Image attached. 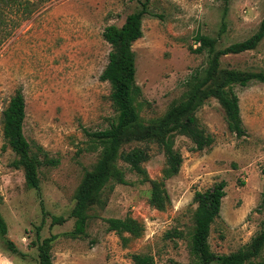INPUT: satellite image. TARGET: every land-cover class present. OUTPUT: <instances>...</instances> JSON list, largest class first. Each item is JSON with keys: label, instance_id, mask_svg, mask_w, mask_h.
I'll use <instances>...</instances> for the list:
<instances>
[{"label": "rangeland", "instance_id": "obj_1", "mask_svg": "<svg viewBox=\"0 0 264 264\" xmlns=\"http://www.w3.org/2000/svg\"><path fill=\"white\" fill-rule=\"evenodd\" d=\"M143 1L0 0V212L8 228L6 237L0 233V264H39L33 241L40 225L41 240L57 235L51 247L56 264H135L134 253L153 255L154 264H202L191 252L194 196L223 179L226 195L212 224V251H236L264 227V83L253 81L235 86L246 136L231 131L223 106L208 98L196 115L213 134L212 146L194 150L190 137L177 135L175 147L184 160L178 174L165 178L166 157L157 144L127 145L150 146L143 163L147 177L119 158L129 184L108 185L106 204L89 210L86 233L73 235L77 189L102 150L90 132L108 128L117 116L111 83L100 77L111 51L102 33L107 25H122ZM224 7V0L149 2L144 34L133 44L141 88L137 105L145 123L184 97L188 80L210 64L195 35L216 37L217 48H224L253 35L264 21V0H229L226 12ZM221 67L264 70V36L254 49L222 56ZM19 87L26 99L25 135L49 152L39 169V189L29 187L24 170L12 165L16 153L3 148V112ZM151 180L164 183L163 209L151 202ZM54 216L64 221L55 223ZM127 216L142 231L124 232V240L106 219Z\"/></svg>", "mask_w": 264, "mask_h": 264}, {"label": "trees", "instance_id": "obj_2", "mask_svg": "<svg viewBox=\"0 0 264 264\" xmlns=\"http://www.w3.org/2000/svg\"><path fill=\"white\" fill-rule=\"evenodd\" d=\"M142 2V8L127 15L122 25H107L102 33L111 45L109 61L100 75L102 80L111 83L110 99L117 111L116 118L111 125L102 130L90 132V135L102 143V150L93 168L85 171L76 192V204L72 215L75 218L73 235L86 233L89 210L95 204L105 205V188L116 183L129 184L126 170L119 166L118 159H123L128 169L147 177V170L143 163L150 158L149 143L157 144L164 152L167 162L165 178L179 173L184 157L175 147L176 136L190 137L195 146L194 150H204L214 143V136L207 133L200 125L196 115L197 110L210 97L218 99L223 106L228 127L237 136H246L248 131L241 115L239 96L236 85L247 86L253 81L264 83V70L243 71L224 69L221 67V57L251 50L257 47L264 36V21L259 29L247 39L233 42L224 48H217L218 39L208 34L198 33L195 40L199 50H207L210 64L203 73L196 72L188 80L184 97L174 101L161 117L145 123L137 105V95L141 92L136 81V52L133 44L144 34L143 19L149 12V2ZM226 12L229 0H224ZM26 99L23 88L19 87L11 97L3 112L4 149L11 148L17 155L12 161L16 168L25 172L26 183L31 188H40V167L47 162L49 152L41 145H32L25 135L24 123L26 119ZM145 142L149 145H135L132 143ZM58 161V159L56 160ZM151 202L159 208H165L167 193L164 183L151 180ZM227 181L216 182L204 191L197 190L194 199L198 203L194 214L191 252L202 264H264L261 251L264 249V227L252 241L236 251L218 254L213 252L209 242L212 224L220 216L223 198L226 195ZM264 201V194H263ZM108 229L116 231L123 237L124 232L138 235L142 231V224L132 216L125 218L110 217L106 219ZM63 216H54L53 222L62 223ZM42 226H38L37 240L33 245L39 250V264H56L52 253V242L56 234H51L41 240ZM8 228L0 212V233L7 236ZM40 240V241H39ZM10 250L17 252L15 243L7 239ZM135 264H154L155 257L151 254H132Z\"/></svg>", "mask_w": 264, "mask_h": 264}]
</instances>
